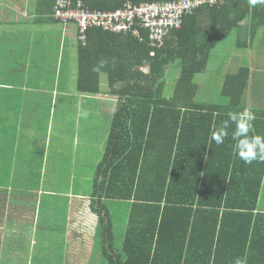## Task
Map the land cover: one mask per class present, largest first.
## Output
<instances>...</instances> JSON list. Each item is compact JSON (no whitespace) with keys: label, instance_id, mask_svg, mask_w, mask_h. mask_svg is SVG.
Here are the masks:
<instances>
[{"label":"trees","instance_id":"1","mask_svg":"<svg viewBox=\"0 0 264 264\" xmlns=\"http://www.w3.org/2000/svg\"><path fill=\"white\" fill-rule=\"evenodd\" d=\"M83 1L92 10L107 12L128 4L180 0ZM233 32L235 48L247 49L264 32V5L250 7L247 0L204 5L183 16L180 29L171 30L162 49L101 28L91 29L86 42L79 37L76 90L62 94L77 100L99 96L105 75L107 94L118 98L104 155L93 183L88 182L91 188L86 195H74L91 199L89 211L98 219L100 244L97 237L96 244L106 264H234L237 257H246L248 264H264V212L260 210L264 162L246 164L235 154L234 124L223 144L211 140L229 111L248 109L250 66L242 65L224 78L221 95L226 103L198 102L197 77L205 75L214 51ZM100 61L105 65L95 71ZM50 65L54 68L46 69L48 78L54 80L56 65ZM178 71L169 98L168 75ZM52 98L53 93L44 92V106L33 109H51L47 103L52 104ZM30 109H8L13 115L12 135L9 140L0 138V264H63L57 253L32 252L36 237L34 246L42 247L45 236H34L31 224L40 217L37 229L50 235L57 231L60 244L66 242L69 207L60 206L59 219L55 214L50 219L52 207L45 202H52L53 193L45 191L44 185L57 178L54 195L70 199L74 168L63 161L46 171L50 155L22 152L29 147L22 144L25 129L30 133L33 128ZM251 113L256 119L250 135L264 136L262 114ZM2 119L3 113L0 123ZM27 139L28 144L45 149L35 135ZM124 204L130 208L123 239L118 241L113 214Z\"/></svg>","mask_w":264,"mask_h":264},{"label":"crops","instance_id":"2","mask_svg":"<svg viewBox=\"0 0 264 264\" xmlns=\"http://www.w3.org/2000/svg\"><path fill=\"white\" fill-rule=\"evenodd\" d=\"M52 7L53 0H0V120L1 114L3 113V119L0 123V138L2 140H9L13 131V115L8 109H33L42 107L44 106V102L41 99L44 92L53 93V98L51 100L52 104L47 103V106L50 107H54L53 104L55 102L57 104V99L61 96L60 100L64 101L66 106L70 105L69 107L78 106L81 108V106L85 105V102L93 101L91 109L100 108V113L104 112L109 120L112 119L116 110L118 104L117 97L108 95V89H103V83V93L99 96L89 97V99L80 96L77 100L72 99V96L68 97L70 94H62L71 92L72 87L76 90L75 78L78 73V65L75 63L70 71L63 69L64 67H70L71 61H68L69 50L75 49L77 51L80 35L77 25H61L60 23L55 22L51 18ZM257 38L258 37H256L255 42H252V44L246 49L247 51H252L254 49V45H257ZM78 54L79 49L77 55H74L73 58L79 59ZM234 60L235 58H230V56L224 60L222 70L224 72L226 70L228 71L225 73V77L227 75H232V73L236 72L240 66L244 65L239 63L235 64ZM50 64L56 65V69L54 70V80L48 78L49 72L46 69L54 68H51ZM252 65L254 68H251L250 66L252 75L246 93L245 102L250 112H258L262 114V116H260V121H262L264 119V60L255 57L252 59ZM66 75L67 77H74L73 86H71V82L64 81L68 78L61 79L62 76ZM223 82L222 86L224 84ZM202 84L204 83L202 82ZM105 86L107 88V85ZM13 93H17L14 99ZM204 97H206L205 94ZM75 98L78 97L75 96ZM19 130L21 134L24 133V128H20ZM30 133H32V131H30ZM37 148L39 149V147ZM7 149L8 153H10L11 148L8 147ZM40 150L45 152V149L43 148ZM22 152L29 155L37 154L36 152L33 154V151L29 148H22ZM42 153L40 155H42ZM45 155L46 152L44 156ZM263 198L264 190L262 193L261 204ZM54 199L56 200L54 201ZM70 199H58L56 195H53L52 200H50L52 202H45V204H51L52 207L51 212L48 214L50 219L53 220V218H51L52 214H55L56 218L59 219L60 206H68L70 212L72 206V200ZM40 201L41 198L39 199V203H41ZM118 209L119 207L117 210ZM260 210L264 212V208H261V206ZM90 213V211L88 213L83 212V214L77 212L74 213L73 216L72 212L68 214L67 218L70 222V228L69 232H67L68 235H66V243L68 244L69 249L72 248V259L74 256L76 257L78 252L82 253L89 251L92 253L95 249L101 252V249L97 247L96 241H94L95 245L91 247V241L85 237V235L93 232L94 229V224L92 223L95 222V216L90 215ZM127 218H125L126 222L123 227L124 231L127 226ZM33 220V223L31 224V226H33V235H41L39 239L43 236L45 237L41 239V244H44L42 247L34 246V243L36 245L38 239L36 237L32 244L34 247L32 252L57 253L56 259L61 261L64 254L61 258L58 257L61 245L58 232L56 231V234L50 235V233L46 232L44 229H37L35 224L40 220V217H34ZM45 220L49 219L45 218ZM88 222L91 223L88 224ZM82 226L84 228H82ZM89 226L91 228H89ZM74 231H76V234H74L75 236H73ZM122 239L123 236L120 235L118 241H122ZM95 256L94 254L91 256L92 258L89 264H99V262H96L98 257Z\"/></svg>","mask_w":264,"mask_h":264},{"label":"rangeland","instance_id":"3","mask_svg":"<svg viewBox=\"0 0 264 264\" xmlns=\"http://www.w3.org/2000/svg\"><path fill=\"white\" fill-rule=\"evenodd\" d=\"M235 32H233L229 38L223 43H221L217 50L214 53V56L211 60V63L207 69L205 75H201L197 77L196 82L200 85V93L198 95V102H208V103H226V98L221 95L222 90V82L225 77V73L222 70V65L224 60L228 56L230 58H235V64H244L249 65L251 68H254L252 65V59L258 57L261 60H264V32L257 38V45H254V49H250L252 51H247L246 49H238L235 48ZM77 51L75 49L69 50V58L70 67H74L75 63L79 65V60L74 59V55H77ZM66 59V58H64ZM180 76V72H175L173 75H168V84L166 89L167 97L171 98L174 92V87L178 77ZM103 81V89L106 88L107 85V77L104 75L102 77ZM61 79H66V76H62ZM68 80L71 82V86H73V77H69ZM202 82L204 84H202ZM74 87H72L71 92H74ZM204 94L206 97H204ZM80 97V96H78ZM115 97V96H114ZM61 96H59V102H57L55 108H43V109H30L31 114L33 115V128L32 133L26 132L24 139L25 144L29 146L33 152H36V155H40L43 151L40 150L36 146L28 144L30 141L27 139L30 135H35L41 143H44V148L46 152V156L50 155L52 160L48 161V164H44L45 170H52V168H57L61 166V164L66 163V161H70L74 170L72 172V182L69 183L71 186L72 193H69L72 200L71 211L72 216L74 213L79 212V209L84 211V213H88L91 210V199L88 200L85 198H81L76 195V192H79L81 195H86L88 193L89 188H91V184L88 182H92L97 173V169L100 163V160L105 152V147L107 144V139L110 131V122L108 117L104 114V112L100 113V108L91 109V105H93V101L85 102V105L79 107H69L66 106L64 101H61ZM118 99V98H117ZM92 112V113H91ZM38 113V115H37ZM31 116V115H29ZM40 152V153H38ZM62 154L63 159H57L56 156ZM66 154V155H64ZM78 180L76 181V178ZM81 181H79L80 179ZM84 179V180H83ZM49 181L50 184L44 185L45 191L52 192L54 195L56 190V181L57 178H51ZM83 183L81 187L80 184ZM80 188V189H79ZM61 193L60 191L58 194ZM60 208V207H59ZM130 205L124 204L123 207L119 206L117 213L114 219V226L116 230V237L119 238L120 235L123 236L125 226V218L128 217ZM261 208H264V198L262 200ZM62 210V208H60ZM84 209V210H83ZM112 210L115 207H111ZM83 214V213H82ZM95 216L94 214H91ZM91 222H88L90 224ZM93 232L85 235V237L91 241V247L95 245L94 241H96V237L98 238V243L100 244L99 234H98V219L95 216V222ZM82 228H84L82 226ZM89 228H91L89 226ZM76 231L73 232V236H75ZM80 235V234H79ZM64 254V257L61 259L64 264H89L91 260V256L94 254L98 257L96 262L99 264H106L104 258L102 257V252L100 253L95 249L94 252L90 253L89 251H85L82 253H77L76 257L72 259V248L69 249V246L66 242L60 245V252L58 253V257L61 258ZM100 257V259H99ZM74 260V261H73Z\"/></svg>","mask_w":264,"mask_h":264},{"label":"built area","instance_id":"4","mask_svg":"<svg viewBox=\"0 0 264 264\" xmlns=\"http://www.w3.org/2000/svg\"><path fill=\"white\" fill-rule=\"evenodd\" d=\"M220 1L223 0H180L164 5L128 4L118 11L103 12L90 9L83 0H56L51 17L61 25H77L80 39L84 42L91 29L101 28L116 34L133 35L141 42L162 49L171 30L180 29L183 16L204 5L212 7ZM152 56H156V52H152Z\"/></svg>","mask_w":264,"mask_h":264},{"label":"clouds","instance_id":"5","mask_svg":"<svg viewBox=\"0 0 264 264\" xmlns=\"http://www.w3.org/2000/svg\"><path fill=\"white\" fill-rule=\"evenodd\" d=\"M250 7L257 5H264V0H247ZM105 62L100 61L99 65L94 69L99 71L104 67ZM228 119L224 120L222 124L216 128L211 134V140L217 145L223 144L229 136L228 128L230 125H235V130L231 133V139L234 141V152L246 164H251L254 161L264 162V136L250 133L253 128V121L256 119L255 115L248 109L243 111H229L227 113ZM234 264H248L246 257H237Z\"/></svg>","mask_w":264,"mask_h":264}]
</instances>
